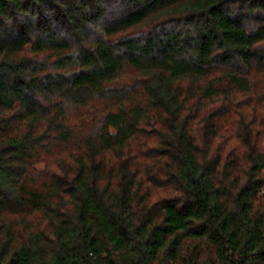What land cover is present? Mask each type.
<instances>
[{
  "label": "trees",
  "instance_id": "obj_1",
  "mask_svg": "<svg viewBox=\"0 0 264 264\" xmlns=\"http://www.w3.org/2000/svg\"><path fill=\"white\" fill-rule=\"evenodd\" d=\"M0 264H264V0H0Z\"/></svg>",
  "mask_w": 264,
  "mask_h": 264
}]
</instances>
